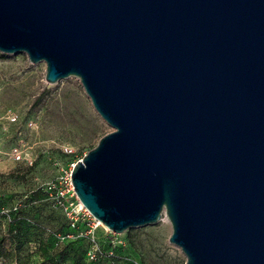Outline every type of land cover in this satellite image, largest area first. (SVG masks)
Segmentation results:
<instances>
[{"label":"water","instance_id":"1","mask_svg":"<svg viewBox=\"0 0 264 264\" xmlns=\"http://www.w3.org/2000/svg\"><path fill=\"white\" fill-rule=\"evenodd\" d=\"M0 54L75 79L112 129L69 172L93 220L264 264V0H0Z\"/></svg>","mask_w":264,"mask_h":264},{"label":"rangeland","instance_id":"2","mask_svg":"<svg viewBox=\"0 0 264 264\" xmlns=\"http://www.w3.org/2000/svg\"><path fill=\"white\" fill-rule=\"evenodd\" d=\"M43 74L44 64H29L23 54L0 59V264H184L168 243L166 219L114 234L77 209L74 199L66 210L52 204L45 188L59 186L57 177L112 129L75 79L46 84ZM6 112L16 125L6 124ZM14 143L30 154V165L6 158ZM70 210L77 211L74 221Z\"/></svg>","mask_w":264,"mask_h":264},{"label":"built area","instance_id":"3","mask_svg":"<svg viewBox=\"0 0 264 264\" xmlns=\"http://www.w3.org/2000/svg\"><path fill=\"white\" fill-rule=\"evenodd\" d=\"M4 120L6 121V124L8 125H16L17 122V118L16 116L11 113V112H6L3 115ZM27 127H31L32 123L30 121H28L26 123ZM70 152V151H69ZM67 152V153H69ZM6 158L12 163V164H26V165H30L32 162L31 156L30 154H28L26 152L25 149H23L22 145L19 143H14L11 144L6 153H4ZM2 155L1 149H0V156ZM74 163V162H73ZM72 164H70V167L68 169V172H64L63 174L59 175L57 177V184L59 186H55V185H49L47 186L45 189L46 191L50 192L51 194H49L50 198L52 199V204L56 207H62L64 210L67 209V206L70 205V202L68 201V199H74L75 201L76 198L74 196V193L72 191V187L69 181V172L70 169L72 167ZM78 202V201H77ZM78 208L82 210L83 208L80 207L81 205L78 204ZM84 210V209H83ZM85 211V210H84ZM3 213V210H0V214ZM72 216H76L77 215V211L75 210H70V212L68 213V216H70V220H73ZM85 214L87 215V217H90L87 212L85 211ZM92 219V218H91ZM74 221V220H73ZM92 221L96 222L97 224H99V222H97L96 220ZM100 225V224H99ZM70 227L73 228L74 224L73 222L70 223ZM89 258H92L91 256H89Z\"/></svg>","mask_w":264,"mask_h":264},{"label":"trees","instance_id":"4","mask_svg":"<svg viewBox=\"0 0 264 264\" xmlns=\"http://www.w3.org/2000/svg\"><path fill=\"white\" fill-rule=\"evenodd\" d=\"M5 57H7L6 55H2V54H0V59H3V58H5ZM40 193L37 191V192H34V193H32V197L33 198H36V196L37 195H39ZM1 210V209H0ZM51 237H52V239H53V237H55V234H51Z\"/></svg>","mask_w":264,"mask_h":264}]
</instances>
